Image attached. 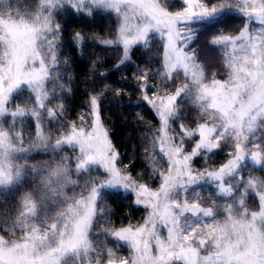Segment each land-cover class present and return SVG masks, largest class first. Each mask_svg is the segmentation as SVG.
I'll return each instance as SVG.
<instances>
[{
    "label": "snow or ice",
    "instance_id": "6c2138e0",
    "mask_svg": "<svg viewBox=\"0 0 264 264\" xmlns=\"http://www.w3.org/2000/svg\"><path fill=\"white\" fill-rule=\"evenodd\" d=\"M0 264H264V0H0Z\"/></svg>",
    "mask_w": 264,
    "mask_h": 264
},
{
    "label": "trees",
    "instance_id": "16d2710c",
    "mask_svg": "<svg viewBox=\"0 0 264 264\" xmlns=\"http://www.w3.org/2000/svg\"><path fill=\"white\" fill-rule=\"evenodd\" d=\"M24 0H21V5L23 6ZM73 19H76V17L73 16ZM78 64L83 63V58H80L77 61ZM77 91L80 90L79 83L77 81L76 83ZM79 97L76 96L73 98V100H70L69 102L72 103L73 101L78 102ZM125 115H128L130 105L125 102L123 105ZM134 110V109H133ZM123 120V117L118 116L117 119L114 122L113 127V135L115 136L116 140L123 144L125 147H129L131 143L133 142V139L137 138L139 136V128L132 122L131 115H128V120L126 122H121ZM137 216H139V213H137Z\"/></svg>",
    "mask_w": 264,
    "mask_h": 264
}]
</instances>
